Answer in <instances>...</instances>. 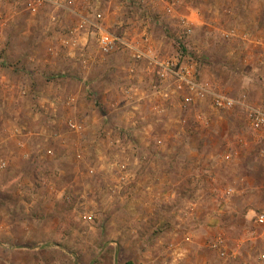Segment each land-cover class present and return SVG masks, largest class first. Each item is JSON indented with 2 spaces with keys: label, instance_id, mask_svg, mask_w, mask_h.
<instances>
[{
  "label": "rangeland",
  "instance_id": "obj_1",
  "mask_svg": "<svg viewBox=\"0 0 264 264\" xmlns=\"http://www.w3.org/2000/svg\"><path fill=\"white\" fill-rule=\"evenodd\" d=\"M69 1L0 6V264H264V133L243 105L264 107V0H175L191 30L166 23L161 54L187 55L229 111L160 95L90 35L62 42L72 9L155 42V0Z\"/></svg>",
  "mask_w": 264,
  "mask_h": 264
},
{
  "label": "built area",
  "instance_id": "obj_2",
  "mask_svg": "<svg viewBox=\"0 0 264 264\" xmlns=\"http://www.w3.org/2000/svg\"><path fill=\"white\" fill-rule=\"evenodd\" d=\"M46 1L48 0H0V6L19 4L34 8L43 5ZM53 2L57 6H60L58 0H53ZM70 2L71 1H69V3ZM166 3L168 5L166 11L169 13L171 10L169 6L172 5V3ZM65 7L69 8L68 5ZM72 12L78 17V26L76 29H73L72 32L70 31L73 38L64 39L62 41L64 44L76 46L78 40L77 35H80L82 31L84 34L90 35L94 39L97 51L101 54H109L116 51L128 53L130 71H133L135 63H146L155 73V78L157 80L155 90L162 96H183L185 102H190L194 96L202 99L209 98L211 105L219 111H229L239 103L231 96L211 90L202 84L195 71V64L189 60L187 55L182 54V52H179L175 56L161 55L150 43L145 30L142 34L144 37L141 36L139 40H128L124 36H120L105 27L101 22L102 15L100 13L85 14L81 12V9H72ZM178 20L183 33H187L191 30V25L193 23L191 17L188 15H179ZM83 46H85L84 43ZM82 48L84 49L85 47ZM81 57L84 60V54ZM243 105H245L249 127L253 131L264 133V107L248 104ZM69 125L76 127L72 122H69ZM1 164H3V162ZM257 220L263 222L264 215L259 214Z\"/></svg>",
  "mask_w": 264,
  "mask_h": 264
},
{
  "label": "crops",
  "instance_id": "obj_3",
  "mask_svg": "<svg viewBox=\"0 0 264 264\" xmlns=\"http://www.w3.org/2000/svg\"><path fill=\"white\" fill-rule=\"evenodd\" d=\"M81 1H84V0H81ZM90 0H87L85 2H88ZM104 1V0H103ZM144 1V0H142ZM154 1V0H153ZM174 1V2H173ZM106 2V1H105ZM166 2H170L172 3V5H170L169 7H171V10L169 11V14L166 15V13L164 14V12H167L166 11V7H168L167 3ZM69 3V0H67V4ZM174 4H175V0H171V1H168V0H155V3L153 4L152 7H154L155 5V42H153L154 40L153 39H149L150 40V43L155 47V49L161 54L162 51L164 50H167V48H169L171 46V40H170V37H169V27L166 26V23H167V20L169 21L171 17H176V16H179V15H188L189 17H194L193 15H195V13H193L192 10L189 9V11L187 13H182V14H177L175 13V9H174ZM64 5V4H62ZM150 7V8H152ZM164 9V10H163ZM168 13V12H167ZM177 14V15H176ZM193 19V18H192ZM71 21V19L69 20ZM120 23V25L122 24V21H118ZM147 26L149 25L148 23L146 24ZM71 26H73L72 28H70ZM78 26V20L77 21H74L72 22L70 25L67 26V31L65 32V34H68V30H70L72 32L73 29H76V27ZM135 31L137 30L136 28H134ZM145 29H142L139 33H135V35H139V38L140 36L143 34ZM69 31V33H70ZM81 31V30H80ZM54 32L53 34H63L61 33V30H56V31H52ZM152 32V31H151ZM141 34V35H140ZM53 36V35H52ZM55 36V35H54ZM85 38L84 36V33L81 31L80 35H77V45H76V48L75 49H83L82 47L83 46V43H84V40L83 39ZM138 38V36L136 37ZM64 40V38H62V41ZM172 48V47H171ZM172 50V49H171ZM169 50V52L171 51ZM163 55V54H161ZM166 56V55H165ZM127 64L129 65L130 62L127 60ZM137 69L138 70H143L142 67H139L137 66ZM144 73H146L145 71H143ZM146 75V74H145ZM147 76V77H146ZM146 79H149L148 75H146ZM139 77V76H138ZM132 79V78H131ZM31 81V80H30ZM135 81V84H134V91H136L135 93H137V91L143 95V90H140L142 88V85H144V81H142V77L140 76V78H138V80H134ZM148 84V82H147ZM141 86V87H140ZM138 87V88H137ZM157 95L155 94V98ZM122 117L127 118L125 117L124 115H122ZM94 125V124H93ZM106 129V127L104 128ZM262 134V133H261ZM103 139H101V141L105 142V141H110L108 138H107V135L104 137H101ZM112 140V139H111ZM159 141L161 139H158ZM113 141V140H112ZM113 143V142H112ZM177 160V159H176ZM176 160H172V158H168L167 159V163H175ZM169 172H165V170L161 169V170H157V173H156V176H163V175H168ZM170 190V189H169ZM170 191H173V189H171Z\"/></svg>",
  "mask_w": 264,
  "mask_h": 264
}]
</instances>
